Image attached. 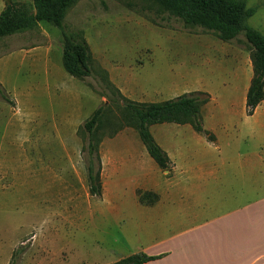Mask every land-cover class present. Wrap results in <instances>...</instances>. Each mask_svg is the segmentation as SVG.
Instances as JSON below:
<instances>
[{
  "label": "rangeland",
  "instance_id": "obj_1",
  "mask_svg": "<svg viewBox=\"0 0 264 264\" xmlns=\"http://www.w3.org/2000/svg\"><path fill=\"white\" fill-rule=\"evenodd\" d=\"M244 1L255 10L248 26L264 35V0ZM7 2L34 13L32 0H0V12ZM63 24L89 48V77L65 72L61 32L51 24L0 38V264H112L135 254L147 224L135 200L139 192L155 195L147 188L159 168L134 128L111 137L100 131L101 196L89 194L80 127L99 106L118 118L111 99L119 98L107 84L139 103L202 93L203 133L150 127L170 157L200 152L214 138L235 140L245 119L252 70L243 35L223 42L208 29L185 28L153 0H78ZM231 144L230 152L253 148ZM174 182L189 185L188 178Z\"/></svg>",
  "mask_w": 264,
  "mask_h": 264
},
{
  "label": "crops",
  "instance_id": "obj_2",
  "mask_svg": "<svg viewBox=\"0 0 264 264\" xmlns=\"http://www.w3.org/2000/svg\"><path fill=\"white\" fill-rule=\"evenodd\" d=\"M262 116L264 101L245 114L235 140H207L200 152L168 156L169 168L156 171L155 186L149 182L147 189L157 201L147 206L135 200L147 221L135 254L160 256L145 264H264ZM240 141L253 148L230 152L231 143ZM208 150L220 154L211 157ZM177 177L189 185L176 184Z\"/></svg>",
  "mask_w": 264,
  "mask_h": 264
},
{
  "label": "trees",
  "instance_id": "obj_3",
  "mask_svg": "<svg viewBox=\"0 0 264 264\" xmlns=\"http://www.w3.org/2000/svg\"><path fill=\"white\" fill-rule=\"evenodd\" d=\"M78 0H32L34 13L24 6L7 2L0 12V38L13 33L32 29L38 23H48L59 29L62 36L61 64L66 73L76 79L91 75V55L86 42L64 30L66 11ZM163 10L181 21L185 28L201 27L213 31L219 40L229 42L243 35L249 46L252 76L245 95V114L250 116L264 101V35L250 28L246 21L255 13L246 8L244 0H153ZM106 76V74H104ZM119 99L109 102L119 110L118 118H111L110 107L99 106L82 123L80 131L87 138L85 147L88 192L93 197L101 195V162L98 153L99 132L108 130L109 136L124 128H134L148 156L160 170L170 166L167 153L154 140L150 127L160 124L188 125L196 133H203L200 122L202 93L183 94L159 103H139L126 99L112 85L107 84ZM4 94L0 87V97ZM120 100L121 104H118ZM152 193H138L140 204L151 206L157 201L146 202L145 196ZM160 258L136 253L112 264H145Z\"/></svg>",
  "mask_w": 264,
  "mask_h": 264
}]
</instances>
